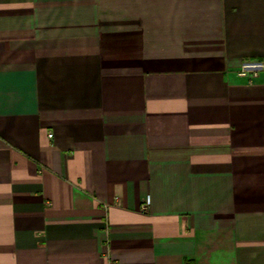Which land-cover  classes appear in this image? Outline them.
Masks as SVG:
<instances>
[{
	"label": "crops",
	"instance_id": "obj_1",
	"mask_svg": "<svg viewBox=\"0 0 264 264\" xmlns=\"http://www.w3.org/2000/svg\"><path fill=\"white\" fill-rule=\"evenodd\" d=\"M0 264H264V0H0Z\"/></svg>",
	"mask_w": 264,
	"mask_h": 264
},
{
	"label": "built area",
	"instance_id": "obj_2",
	"mask_svg": "<svg viewBox=\"0 0 264 264\" xmlns=\"http://www.w3.org/2000/svg\"><path fill=\"white\" fill-rule=\"evenodd\" d=\"M258 67H260V65H256V64H245L241 70V74H245L249 69H257ZM149 200H145L144 204H143V208H146L148 206Z\"/></svg>",
	"mask_w": 264,
	"mask_h": 264
}]
</instances>
